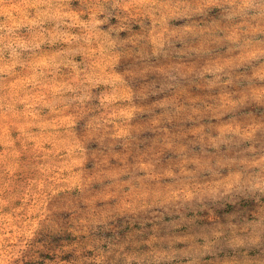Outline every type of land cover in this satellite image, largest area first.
I'll use <instances>...</instances> for the list:
<instances>
[{"label": "rangeland", "instance_id": "374dc122", "mask_svg": "<svg viewBox=\"0 0 264 264\" xmlns=\"http://www.w3.org/2000/svg\"><path fill=\"white\" fill-rule=\"evenodd\" d=\"M0 264H264V0H0Z\"/></svg>", "mask_w": 264, "mask_h": 264}]
</instances>
